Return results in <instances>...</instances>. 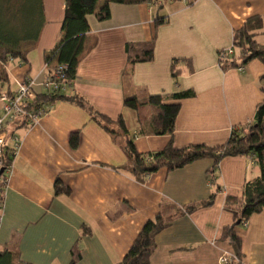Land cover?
Instances as JSON below:
<instances>
[{"label":"crops","instance_id":"obj_1","mask_svg":"<svg viewBox=\"0 0 264 264\" xmlns=\"http://www.w3.org/2000/svg\"><path fill=\"white\" fill-rule=\"evenodd\" d=\"M148 0L118 3L98 0L88 15L86 50L78 61L72 88L113 120L122 115L137 149L156 151L171 140L176 146L225 143L231 130L251 121L264 100V63L253 59L243 69H223L218 52L251 16H261L257 39L264 42V0ZM109 3L110 16L96 12ZM191 3V4H190ZM65 0H43L39 39L24 60L7 66L6 91L31 76L36 92L57 62ZM167 20L156 26L155 19ZM155 38L151 61L130 65L126 44ZM182 71L174 78L171 62ZM193 88L181 101L173 135L154 134L149 105L125 106L127 97ZM0 102V106H1ZM9 124L6 148L19 146L0 183V248L16 262L33 264H118L144 224L158 212L197 205L174 216L155 234L149 264H223L233 254L224 229L234 222L227 195H240L247 180L260 173L251 156L197 159L181 168L166 167L140 182L127 168L121 135L94 120L82 106L58 99L36 123ZM118 127L117 123L113 128ZM13 131L12 133H10ZM79 132L73 147L70 136ZM70 188L55 193V181ZM213 197L207 205L202 203ZM242 239L244 264H264V207L235 227ZM73 250L80 257L72 263Z\"/></svg>","mask_w":264,"mask_h":264},{"label":"trees","instance_id":"obj_2","mask_svg":"<svg viewBox=\"0 0 264 264\" xmlns=\"http://www.w3.org/2000/svg\"><path fill=\"white\" fill-rule=\"evenodd\" d=\"M98 0H65L66 8L62 24V36L56 51L57 62L65 63L68 83L73 85L76 77L78 61L86 50V33L89 31L88 15L96 10ZM118 3H137L148 0H111ZM195 1V0H194ZM193 1V2H194ZM191 4V3H190ZM100 20L110 16L109 3L105 4L96 12ZM44 20L43 0H0V94L5 91V84L9 82V74L6 66L14 58L25 59L28 51L33 48L39 39L42 21ZM166 16H158L155 19L156 26L163 24ZM263 27L261 16L255 15L247 18L244 23L233 33L232 51L226 53L225 57L218 52L219 65L223 69L245 66L253 59H259L264 63V42L257 39L258 31ZM228 47V46H227ZM155 38L148 41L126 44L127 59L130 65L137 62L151 61L155 54ZM221 56V57H220ZM178 58L171 62V72L174 78L182 71L178 68ZM55 63V64H56ZM241 70V69H240ZM262 89L264 91V74L261 75ZM196 92L193 88H185L170 94L155 93L143 97L136 95L127 97L125 106L138 108L141 105H149L152 114L149 120L151 132L154 134L173 135L177 116L181 110V101L194 97ZM37 104L44 106L53 104L58 99H68L85 108L91 117L102 124L113 134L121 135L123 148L128 157L127 168L143 182L147 176L156 173L159 169L166 167L168 170L181 168L197 159L211 157L217 165L226 156L244 155L255 159L260 167V173L253 179L247 180L240 195H227L225 205L234 213V222L227 226L223 232V238L228 240L234 248V260L230 264H244L242 261V239L236 233L235 227L246 224L250 217L260 212L264 207V100L258 105L254 118L246 124L234 127L229 139L222 144L209 145L207 143H193L184 146L174 145L171 138L169 144L156 151L141 152L137 149L135 142L130 137L129 130L122 115L116 120L100 113L83 96L70 91H45L37 92ZM29 120L18 119L11 124L28 123ZM117 123L118 127L113 128ZM11 131L10 133H12ZM10 136L7 127V136ZM15 135V134H14ZM13 135V136H14ZM73 147L79 143V132H73L70 136ZM15 147L12 149L4 146L2 154L4 168L0 176L4 180L7 170L11 167ZM70 188L63 184L60 179L55 181V193H68ZM213 197L204 201L202 205L212 202ZM2 199L0 197V204ZM197 205L185 206L176 209L173 215L164 216L158 212L149 219L131 248L118 264H149L151 255L155 248V234L164 228L174 216L188 212ZM240 223L237 224V221ZM72 263L80 257L79 252L73 250ZM0 264H33L28 262H16L15 253L8 248H0Z\"/></svg>","mask_w":264,"mask_h":264},{"label":"built area","instance_id":"obj_3","mask_svg":"<svg viewBox=\"0 0 264 264\" xmlns=\"http://www.w3.org/2000/svg\"><path fill=\"white\" fill-rule=\"evenodd\" d=\"M231 51V46H228L221 52V55L225 57V54ZM66 68L67 64L65 63L54 64L43 82V90L47 92L52 90L70 91L72 85L68 83L65 73ZM239 69H243V66L239 67ZM34 84V79L27 75L15 91L5 90L0 94V102L2 104L0 112V166L3 164L2 154L7 140V127L9 124L11 122L14 123L18 119L36 123L51 107V105L46 104L43 108L37 104V92L33 88ZM18 144L19 136L15 134L14 151L18 149ZM221 260L223 264H230L234 260V253L223 255Z\"/></svg>","mask_w":264,"mask_h":264},{"label":"water","instance_id":"obj_4","mask_svg":"<svg viewBox=\"0 0 264 264\" xmlns=\"http://www.w3.org/2000/svg\"><path fill=\"white\" fill-rule=\"evenodd\" d=\"M3 170H4V168H2V169L0 170V176H1V173L3 172ZM239 223H240V220L237 221V224H239Z\"/></svg>","mask_w":264,"mask_h":264},{"label":"rangeland","instance_id":"obj_5","mask_svg":"<svg viewBox=\"0 0 264 264\" xmlns=\"http://www.w3.org/2000/svg\"><path fill=\"white\" fill-rule=\"evenodd\" d=\"M53 65H54V64H53ZM53 65H52V66H53ZM49 72H50V71H49ZM1 110H2V109H1V106H0V112H1ZM24 121H25V120H24Z\"/></svg>","mask_w":264,"mask_h":264}]
</instances>
